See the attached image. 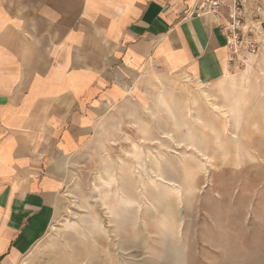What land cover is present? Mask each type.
Returning <instances> with one entry per match:
<instances>
[{
	"label": "rangeland",
	"instance_id": "374dc122",
	"mask_svg": "<svg viewBox=\"0 0 264 264\" xmlns=\"http://www.w3.org/2000/svg\"><path fill=\"white\" fill-rule=\"evenodd\" d=\"M21 264H264V42L212 85L153 68Z\"/></svg>",
	"mask_w": 264,
	"mask_h": 264
},
{
	"label": "crops",
	"instance_id": "0c3cea01",
	"mask_svg": "<svg viewBox=\"0 0 264 264\" xmlns=\"http://www.w3.org/2000/svg\"><path fill=\"white\" fill-rule=\"evenodd\" d=\"M197 2L0 0V264L48 233L71 163L153 68L206 85L232 70Z\"/></svg>",
	"mask_w": 264,
	"mask_h": 264
},
{
	"label": "built area",
	"instance_id": "2783aa9c",
	"mask_svg": "<svg viewBox=\"0 0 264 264\" xmlns=\"http://www.w3.org/2000/svg\"><path fill=\"white\" fill-rule=\"evenodd\" d=\"M191 16L223 19L219 28L231 64L236 65L244 51L259 52L264 42V0H198Z\"/></svg>",
	"mask_w": 264,
	"mask_h": 264
}]
</instances>
